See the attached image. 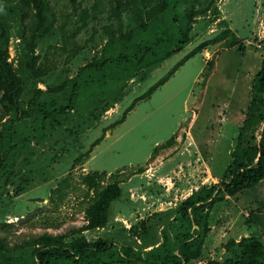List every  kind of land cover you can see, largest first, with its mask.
<instances>
[{"label":"rangeland","instance_id":"1","mask_svg":"<svg viewBox=\"0 0 264 264\" xmlns=\"http://www.w3.org/2000/svg\"><path fill=\"white\" fill-rule=\"evenodd\" d=\"M48 1L56 17L54 32L39 43L37 51L48 58L56 75L73 76L100 51L106 38L104 28L112 22L101 15L67 51L54 50L53 46H62L59 28L69 34L77 26V16L68 0ZM92 2L85 0L82 7L89 8ZM211 2L208 13L193 21L191 42L143 81L129 82L122 102L86 128L79 141L68 140L62 150L57 137L49 138L46 144L34 147L29 166L22 167L18 160L14 183L0 188V237L16 244L43 233L72 234L83 227L87 200L79 177L97 171L106 172L107 178L116 176L121 181L122 196L111 204L105 229L87 231L85 238L114 241L115 249L126 244L138 248L139 242L128 233L132 226L148 219L158 221L159 214L175 209L193 191L219 182L229 163L242 113L251 99V83L264 58V0ZM12 26L11 59L18 44L15 34L20 29L19 24ZM225 30L235 36L236 47L225 48L224 41L208 45L148 99L138 102L122 123L110 128L135 99L191 51ZM82 46L83 51L67 62L73 50ZM213 58L214 67L204 83L207 63ZM49 83L56 82L50 78ZM39 88L44 89L42 85ZM103 133V140L84 163L74 165ZM65 178L68 184H61ZM251 214L257 216L255 223L249 220ZM210 228L201 259L192 264L218 260L230 240L255 236L264 242V181L236 199L217 203Z\"/></svg>","mask_w":264,"mask_h":264},{"label":"trees","instance_id":"2","mask_svg":"<svg viewBox=\"0 0 264 264\" xmlns=\"http://www.w3.org/2000/svg\"><path fill=\"white\" fill-rule=\"evenodd\" d=\"M84 1L68 0L72 13L77 16V26L69 34L65 28H59L57 34L62 46L52 49L67 51L89 23L101 15H106L112 23L104 28L106 38L100 51L73 76L61 78L55 74L48 58L37 51L39 43L54 32L56 17L49 1L0 0L2 189L14 183L18 160L22 167L32 163L34 147L46 144L53 137H57L62 150L68 146V140L79 141L86 128L93 127L104 113L122 102L129 82L143 81L149 72L187 46L191 42L189 33L193 21L205 16L212 3L211 0H93L86 8L82 7ZM13 24H19L20 29L15 34L18 40L15 57L9 61ZM221 41L228 49L238 45L230 30L199 45L135 99L110 128L122 123L138 102L148 99L191 56ZM82 51L83 46L75 48L66 61L70 62ZM207 66L204 83L214 67V58ZM50 78L56 83L50 84ZM104 133L74 165L84 163L83 159L103 140ZM229 157L217 184L193 191L175 209L159 214L156 222L148 219L132 226L128 233L137 239L138 248L126 244L115 249L114 241L85 238L87 231L105 229L110 206L121 198L122 189L121 181L112 174L108 178L106 172L81 175L80 184L85 188L87 200L85 225L72 234L43 233L16 244L0 237V264H192L200 261L214 206L227 198L236 199L243 191L264 181V58L251 83V99L242 113ZM61 184H68V178ZM256 218L251 214L249 220L255 223ZM223 249L221 258L206 264H264V242L255 236L230 240Z\"/></svg>","mask_w":264,"mask_h":264},{"label":"built area","instance_id":"3","mask_svg":"<svg viewBox=\"0 0 264 264\" xmlns=\"http://www.w3.org/2000/svg\"><path fill=\"white\" fill-rule=\"evenodd\" d=\"M9 54H11V49H10V47H9ZM13 58H14V57H13ZM13 58H12V59H13ZM12 59L10 58L9 61L12 60Z\"/></svg>","mask_w":264,"mask_h":264}]
</instances>
